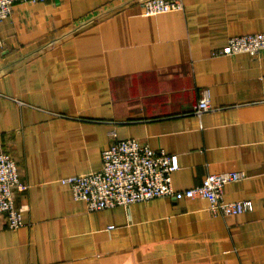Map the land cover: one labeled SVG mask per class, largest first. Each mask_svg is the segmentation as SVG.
Wrapping results in <instances>:
<instances>
[{
    "label": "crops",
    "instance_id": "1",
    "mask_svg": "<svg viewBox=\"0 0 264 264\" xmlns=\"http://www.w3.org/2000/svg\"><path fill=\"white\" fill-rule=\"evenodd\" d=\"M17 2L0 20V148L17 162L24 226L0 230V264H264V49L217 54L264 32V0ZM204 90L210 109L194 106ZM176 155V190L240 171L213 215L203 198L88 211L62 177L97 171L113 139Z\"/></svg>",
    "mask_w": 264,
    "mask_h": 264
},
{
    "label": "built area",
    "instance_id": "2",
    "mask_svg": "<svg viewBox=\"0 0 264 264\" xmlns=\"http://www.w3.org/2000/svg\"><path fill=\"white\" fill-rule=\"evenodd\" d=\"M45 0H0V20L8 17L17 2L42 3ZM146 15L183 9L182 0H141ZM264 49V32L232 36L217 54L249 53ZM210 95L204 90L194 106L197 113L209 110ZM102 149V166L97 171L74 174L60 179L74 199L82 200L88 211L126 206L157 197L203 198L213 215H236L253 209L251 200H226L225 184L243 178L240 171L208 173L201 182L187 189L176 190L172 173L178 168L176 155L155 150L136 138L116 139ZM20 182L16 160L0 148V230L24 226L15 202L14 191L26 188Z\"/></svg>",
    "mask_w": 264,
    "mask_h": 264
}]
</instances>
